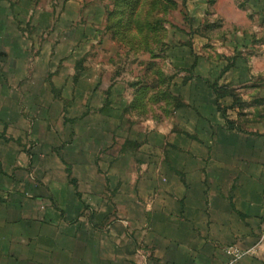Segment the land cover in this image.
Segmentation results:
<instances>
[{
	"label": "crops",
	"instance_id": "crops-1",
	"mask_svg": "<svg viewBox=\"0 0 264 264\" xmlns=\"http://www.w3.org/2000/svg\"><path fill=\"white\" fill-rule=\"evenodd\" d=\"M258 22L221 81L194 88L188 149H151L145 167L133 149L115 158L84 121L53 149L46 110L38 117L46 81L19 55L0 69V264H264V12ZM116 196L123 219L113 203L101 209ZM234 249L248 253L235 261Z\"/></svg>",
	"mask_w": 264,
	"mask_h": 264
},
{
	"label": "rangeland",
	"instance_id": "rangeland-1",
	"mask_svg": "<svg viewBox=\"0 0 264 264\" xmlns=\"http://www.w3.org/2000/svg\"><path fill=\"white\" fill-rule=\"evenodd\" d=\"M122 1L0 0V36L8 38L0 40V50L8 49L0 69L6 71L19 55L22 67H36V81H46L38 117L46 110L53 149L66 141L70 122L84 121L98 128L100 141L109 136L106 147L115 158L133 149L138 168L145 167L140 160L156 161L151 149H188L194 88L204 89L210 77L221 81L243 47L242 35H253L264 11L253 10L248 0H129L127 8L116 9ZM15 44L25 54L12 51ZM223 92L230 91L218 89ZM205 113L198 106V116ZM157 196L149 201L153 207ZM110 203L123 219L121 197L101 209Z\"/></svg>",
	"mask_w": 264,
	"mask_h": 264
},
{
	"label": "trees",
	"instance_id": "trees-1",
	"mask_svg": "<svg viewBox=\"0 0 264 264\" xmlns=\"http://www.w3.org/2000/svg\"><path fill=\"white\" fill-rule=\"evenodd\" d=\"M131 1V0H130ZM129 2V0H124L120 3H118V5L116 6V9L120 8L121 6H123L124 4L126 5L125 7L127 8V3ZM116 5V4H115ZM125 9V8H124ZM112 16V14L110 13V17ZM112 18V17H111ZM110 18V20H111ZM114 24V23H113ZM113 24L112 25H109V30L112 29L113 27ZM115 26H118V25H115ZM147 26H149V24H147ZM112 36L113 38H119L120 36L118 35V33H116L115 30H113V33H112ZM212 89H214V91L217 93L218 95V88H217V85H212ZM218 98H219V95H218Z\"/></svg>",
	"mask_w": 264,
	"mask_h": 264
},
{
	"label": "built area",
	"instance_id": "built-area-1",
	"mask_svg": "<svg viewBox=\"0 0 264 264\" xmlns=\"http://www.w3.org/2000/svg\"><path fill=\"white\" fill-rule=\"evenodd\" d=\"M248 252H243V251H240L238 249H234L233 250V256H234V260L237 261V260H240L241 258H243Z\"/></svg>",
	"mask_w": 264,
	"mask_h": 264
}]
</instances>
